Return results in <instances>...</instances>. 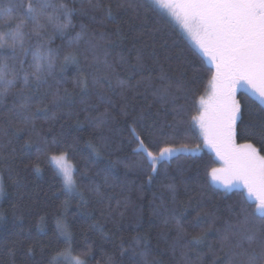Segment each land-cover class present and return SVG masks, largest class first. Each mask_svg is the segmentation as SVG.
<instances>
[{"label":"snow or ice","instance_id":"6c2138e0","mask_svg":"<svg viewBox=\"0 0 264 264\" xmlns=\"http://www.w3.org/2000/svg\"><path fill=\"white\" fill-rule=\"evenodd\" d=\"M48 3L0 0V31L35 42L32 79L24 74L12 108L0 113L7 125L0 126V164L10 165L17 158V145L22 134L27 135L20 150L27 157L34 150L32 170L42 175L43 161L53 165L51 178L59 182L64 196L58 214L52 216L51 237L46 216H40L35 233L25 229L20 217L13 234L14 243L22 245L28 240L25 264H35L31 258L36 250L44 253L50 249L57 257L68 259L71 245L76 243L68 222L73 200L78 201L74 217L86 225V229L80 228L87 249L81 255H91L87 232L108 238L101 221L115 226L132 207V201L130 196L120 199L101 188L130 193L136 186L135 181L120 179L118 166L125 169V177L135 172L138 180L151 186L161 174L167 176L175 163L187 185L184 173L197 165L205 149L222 162L220 167L206 170L208 189L214 194H220L217 189H222L223 195L231 192L237 199L227 205L226 216L202 211L188 220L199 228L196 234L188 232L178 218L183 203L173 207L163 221L165 225L174 224L175 236L169 249L174 256L179 250L177 264H264V155L252 143L255 140L264 148V0H96L93 11L102 12L100 26L106 28L111 22L115 28L90 31L81 24L80 32L67 38L68 30L74 27L72 16L87 12L61 5L62 12L48 14L44 11ZM154 4L175 18L194 42V59L189 63L194 73L210 74L207 99L204 95L197 98V80L194 75L188 76L183 64L173 67L170 63L167 41L157 49L156 37L164 35V24L152 25L150 30L145 27L147 14L156 12ZM59 15L66 17L64 22L59 21ZM42 19L55 31H49ZM90 19L97 20L95 16ZM21 29L27 31L22 33ZM54 33L66 38L64 46L73 51L62 55L61 47H53ZM125 40L132 44L127 54ZM22 51V57L11 54L21 70L29 47ZM72 67L75 73L69 77ZM240 90L248 93V99L238 98ZM253 97L259 100L258 105ZM38 122L42 123L38 126ZM55 122H60V130L49 138L45 126L52 132ZM84 132L89 133L85 141L88 158L82 168H73L66 157L75 151ZM238 136L245 142L237 143ZM178 141L184 142L177 147ZM125 146L131 154L112 160ZM93 168L94 175L90 174ZM16 186L23 187L19 181ZM163 187L173 194L175 204L177 186L166 183ZM5 194L0 177V199ZM196 206L204 208L199 200ZM153 211L161 215L155 208ZM3 220L0 212V222ZM212 232L217 237L214 242L209 238ZM60 243L65 246L63 250ZM133 244V253L141 244L143 249L138 253L139 260L130 264H161L149 258L146 236L138 234ZM120 247L122 250L123 244ZM194 248L207 251L195 252L193 261L190 252ZM76 261L87 264L79 258ZM107 264H113L111 258Z\"/></svg>","mask_w":264,"mask_h":264},{"label":"trees","instance_id":"16d2710c","mask_svg":"<svg viewBox=\"0 0 264 264\" xmlns=\"http://www.w3.org/2000/svg\"><path fill=\"white\" fill-rule=\"evenodd\" d=\"M66 4L69 8H75L77 10L84 9L87 12L86 15L74 14L72 16L73 28L69 29L66 38L74 36L80 32V25H87L90 31H111L115 28L111 22L107 23V27H101L99 19L102 15L101 11H93L96 5V0H92L90 4L88 0H66ZM156 12H149L147 14V20L145 27L150 30V26L155 24H164L165 33L163 36H157V49L159 45L164 41H167L168 50L170 52L171 60L170 63L173 67L183 64L187 69L189 77L195 76L197 80V86L199 92L197 98L200 95H205V89L207 88V82L209 73L204 71L193 72L192 66L189 63L194 58L192 57V51H195V47L187 39L185 34L177 26V24L170 18V15L164 12L158 5H153ZM159 13V15L157 14ZM91 16L97 18L96 21L90 19ZM161 16L165 17V20L161 19ZM166 21H170L167 23ZM125 27V31H127ZM53 47H61L62 55L67 52L73 51V49L64 46L66 44V38L62 39L57 33ZM132 44L130 40H125L123 47L125 48V54L127 48H131ZM196 66L199 67V59H196ZM75 73V68H69L68 76L72 77ZM179 75V73H174ZM238 98L243 96L248 99V93L243 90L238 91ZM255 99L256 104H259V100ZM15 100V93L9 95L4 101L0 102V113H7L13 106ZM155 110V109H154ZM16 123H19L18 121ZM39 123L38 122V126ZM56 127L52 132H48L45 126L44 132L51 138L52 133L58 132L59 123L55 122ZM0 126L6 127V123L0 119ZM67 131V129H66ZM191 135V132H189ZM22 139L17 145L18 156L10 164H0V177L3 179L5 186V195L0 199V212L4 214V220L0 222V264H25L26 257L24 253L27 251L28 240L25 239L24 243H14L16 237L14 232L16 231L17 225L20 222L22 216V223L25 229H31L33 233L36 231L37 224L39 223L40 216H46L47 218V231L49 237L52 235L54 229V221L52 220L53 214H58L59 206L64 200L63 193L61 192L59 182L51 178V174L54 170V166L49 164L48 161L41 163L42 175L35 173L30 165V161L36 159L34 150L30 157L25 156V151H21L20 147L28 140V136L22 134ZM89 138V133L84 132L81 134V139L77 141L74 152H69L67 155L68 161L72 164L73 168H82L83 162L88 158L89 150L85 146V141ZM118 139V137H117ZM184 141H178L175 146H179ZM245 141L239 136L237 137V143H244ZM252 143L260 150L261 154L264 155V148L253 140ZM6 154V153H5ZM59 155L60 153H55ZM130 148L125 146L123 152L114 154L111 159L116 160L117 157L129 156ZM201 159L197 162V165L188 168L184 173V178L187 180L185 185L184 180L181 178V174L176 171V164L169 168L168 175L161 174L157 177L156 181L151 185H147L142 179H137V173L128 172L125 177V169L122 165L116 168V171L120 174V179L125 178L128 181H135V185L131 192L121 193L120 189L108 190L106 186L101 188V191H107L110 195H115L120 199L125 196H130L132 201V207L126 213L123 219H119L117 224L114 226L111 223L105 224V233L107 239L104 236L95 233L87 232V239L91 245V255L82 256L81 252L87 249L84 246V237L80 235V228L85 227L81 222L74 217L73 213L76 211L78 201H71V208L69 211L68 222L71 226V231L74 233L76 243L71 245L70 256L73 258H79L87 261V264H107L109 258L112 259L113 264H130L131 260H139L138 253L143 249V244L140 248L136 249V253H133V239L138 235H144L148 238V252L149 258L159 260L161 264H177L179 260V250H177L175 256L169 249V242L175 236L174 224L170 222L168 225L163 223L169 211L173 207H180L181 202L184 208L180 209V217H178L185 229L193 234L199 232V228L193 224H189L187 221L196 217L198 212H217L220 216H226L227 205L233 203L237 197L233 196L231 192L227 195H223L222 189H217L216 192L220 194H214L213 191L209 190L205 184L206 170L210 167H217L218 160L215 155L207 150L200 154ZM23 158V163H21ZM107 158H105L106 160ZM27 166V167H26ZM100 167H104L101 164ZM92 175L95 174V168H93ZM99 181L100 177H96ZM19 181L23 187L17 188L16 182ZM166 183H174L177 186V193L175 194L176 203H173V194L163 187ZM142 185V187H141ZM91 195L90 193H85ZM155 194V199L153 198ZM200 197L203 199L200 200ZM192 199L191 206L188 205L189 199ZM203 203L204 208H198L197 201ZM16 206V207H14ZM158 210L161 215L157 216L154 214L153 209ZM136 209V212H133ZM139 224V227H137ZM218 223L216 227H219ZM211 241L216 240V234L214 232L209 233ZM121 244L123 249L121 250ZM61 250L64 249L63 243L59 244ZM207 251L206 248H194L190 252V257L195 260V252ZM123 253V254H122ZM55 251L50 249L45 250L41 253L36 250L33 258L35 264H49V261ZM59 264H72L69 259L62 258Z\"/></svg>","mask_w":264,"mask_h":264},{"label":"clouds","instance_id":"9594fccd","mask_svg":"<svg viewBox=\"0 0 264 264\" xmlns=\"http://www.w3.org/2000/svg\"><path fill=\"white\" fill-rule=\"evenodd\" d=\"M61 5L67 6L66 0H49V3L45 5L44 11L48 14L54 12H62ZM68 7V6H67ZM66 17L59 15V21L64 22ZM19 23V22H18ZM41 23L47 25L49 31H55L52 24H48L47 20H41ZM26 29H21L22 33H25ZM29 47V55L24 58V68L20 69L19 64H14L11 54L15 52L18 56H23V48ZM35 42L29 41L25 36L21 39V36H11L7 31H0V51L4 52L0 55V102L4 101L9 95L16 92L17 87L22 84L23 76L25 73L29 74V79H32V73L35 71V61L32 58V52L34 51ZM63 257H57L56 254L50 259V264H59V261ZM83 261V259H80ZM73 264H77L74 260Z\"/></svg>","mask_w":264,"mask_h":264},{"label":"rangeland","instance_id":"374dc122","mask_svg":"<svg viewBox=\"0 0 264 264\" xmlns=\"http://www.w3.org/2000/svg\"><path fill=\"white\" fill-rule=\"evenodd\" d=\"M159 7V6H158ZM160 8V7H159ZM164 12H165V10L164 9H162ZM170 18L177 24V26L181 29V31L185 34V36L187 37V39L192 43V45L195 47V45H194V42L191 40V38L188 36V34L184 31V29H183V27L179 24V22H177L176 20H175V18H173V17H171L170 16ZM205 96V98L207 97L206 95H204ZM205 150H207V149H205ZM208 151V150H207ZM210 152V151H209ZM212 153V152H211ZM214 154V153H213ZM215 155V154H214ZM216 157V156H215ZM66 160H67V162L69 163V164H71L69 161H68V159L66 158ZM218 160V159H217ZM218 163H219V166L218 167H220L221 165H222V162L221 161H219L218 160ZM72 165V164H71ZM68 259L72 262V264H73V261L74 260H76V258H73L72 256H69L68 257Z\"/></svg>","mask_w":264,"mask_h":264},{"label":"crops","instance_id":"0c3cea01","mask_svg":"<svg viewBox=\"0 0 264 264\" xmlns=\"http://www.w3.org/2000/svg\"><path fill=\"white\" fill-rule=\"evenodd\" d=\"M206 99H207V97H206Z\"/></svg>","mask_w":264,"mask_h":264}]
</instances>
